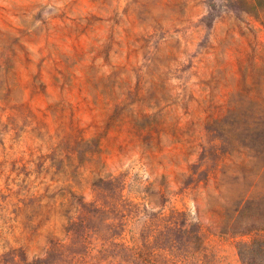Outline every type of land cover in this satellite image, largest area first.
Returning a JSON list of instances; mask_svg holds the SVG:
<instances>
[{
    "label": "rangeland",
    "instance_id": "rangeland-1",
    "mask_svg": "<svg viewBox=\"0 0 264 264\" xmlns=\"http://www.w3.org/2000/svg\"><path fill=\"white\" fill-rule=\"evenodd\" d=\"M256 6L0 0V264H146L171 216L243 264L215 230L264 222Z\"/></svg>",
    "mask_w": 264,
    "mask_h": 264
},
{
    "label": "trees",
    "instance_id": "trees-1",
    "mask_svg": "<svg viewBox=\"0 0 264 264\" xmlns=\"http://www.w3.org/2000/svg\"><path fill=\"white\" fill-rule=\"evenodd\" d=\"M258 12L256 16L264 25V18H260L264 11V0H256ZM165 230L159 233L152 242L145 243L150 254H132L134 259L146 264H210L211 258L205 245V234L197 224L187 225L179 222L173 216L169 218ZM221 236H236L238 234L254 233L255 237L249 242L239 244V256L243 264H264V222L254 220L251 224L241 228L236 224L228 225L221 230H215ZM157 249L158 253L153 254Z\"/></svg>",
    "mask_w": 264,
    "mask_h": 264
}]
</instances>
